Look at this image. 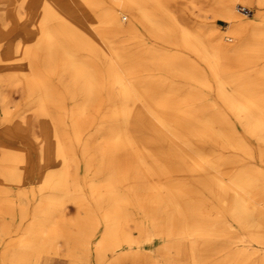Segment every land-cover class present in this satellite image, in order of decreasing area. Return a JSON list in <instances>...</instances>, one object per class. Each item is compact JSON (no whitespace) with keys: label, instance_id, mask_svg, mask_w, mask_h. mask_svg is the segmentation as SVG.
I'll return each instance as SVG.
<instances>
[{"label":"bare ground","instance_id":"obj_1","mask_svg":"<svg viewBox=\"0 0 264 264\" xmlns=\"http://www.w3.org/2000/svg\"><path fill=\"white\" fill-rule=\"evenodd\" d=\"M240 2L255 6L260 22L242 15ZM3 4L0 141L5 136L7 145L0 152V185L23 187L37 175L32 189L39 199L27 225L30 215L21 205L16 228L0 231V264H46V256L58 264H129L128 257L130 264H215V255H224L220 264H264V80L237 69L241 56L264 58V0ZM208 13L227 21V34L212 33ZM14 21L25 37L4 47L16 35ZM141 29L156 46L136 38ZM101 30L113 32L109 46L97 38ZM228 44L236 49L229 52ZM141 69L182 81L141 80ZM52 74L70 82L77 135L100 116L97 153L86 161L103 177L89 195L73 180L78 161L54 112L62 93L54 96L46 83ZM15 93L22 95L19 105ZM30 135L36 148L12 145ZM124 176L137 193L121 188ZM7 188L0 187V213L17 205ZM65 195L80 199L70 219ZM143 245H153L155 255Z\"/></svg>","mask_w":264,"mask_h":264},{"label":"rangeland","instance_id":"obj_2","mask_svg":"<svg viewBox=\"0 0 264 264\" xmlns=\"http://www.w3.org/2000/svg\"><path fill=\"white\" fill-rule=\"evenodd\" d=\"M58 1L66 2V3L67 2H71V3L73 2V0H58ZM105 1L108 3V0H105ZM3 2H4V0H0V8L3 6H6L3 4ZM60 5L62 8L65 7V3L64 4L60 3ZM240 6H244V7L251 10L247 14H245L244 12H242L240 10L242 15L246 16L248 19H251L253 23L260 22V19L258 16V9H256L255 6H250V5L241 3V2L237 4V8L240 9ZM262 9L264 10V7ZM204 16H205V18L207 17L206 19L208 21L211 20V22L215 26L211 30L213 34H217V33L227 34L228 33L229 24L227 23V21L225 19L218 17V16L214 17V15L212 13H208L207 15H204ZM129 19L130 18L128 16V19H124V22L128 23ZM263 23H264V20H263ZM13 25H14V32L16 33V35L7 39L4 42V47L9 46V42L11 39L14 40L17 38H24L25 37L24 33L22 32L20 23L18 21H14ZM15 25H16V27H15ZM99 34L96 36L99 39V41H101L102 46L103 47L109 46V45H107L106 40H107V37L111 38L114 36L113 32L111 30H108V31L101 30L99 32ZM136 38L141 43H143L145 47H153V46L157 45L155 43V41L151 37H149L145 33V31L142 29L137 31ZM227 47H228L229 52H232L236 49V47L234 45H231V44L230 45L228 44ZM160 50H162V52L171 53V52H176L177 49L176 48L171 49V47H164ZM59 53H60L59 49H55L53 52V55L56 57L57 60L59 59ZM185 53H188V52H185ZM240 59H242L241 62H243V63H242V65H240L237 68L238 70L248 72L249 77H257V75H258V77L262 76L261 78L264 80V71H263L264 70V58H256V57L255 58H253V57H245L244 58L243 56H241ZM56 62H58V61H56ZM85 65H86L87 69L91 68L90 65H88V64H85ZM100 69H101V71L102 70L104 71L103 67H100ZM205 70L207 72L206 74H207L208 79L213 80L212 74L209 71V69L205 68ZM149 77H161V78L166 79L167 81H171V80L182 81V80L171 77L166 72L161 71V70H153L152 71V70H148V69H141V73L139 72V74H138V78L141 80H145ZM45 78H46V83L52 89L54 96H58V94L62 93V98H61V100H59L61 107L54 108V112L56 115L59 116V119L61 120V123H62L63 128H64L65 136L67 137V139L70 140V142L73 146L72 147L73 155L78 161V163H75L72 166L73 171H74V174H73L74 179L73 180L75 182H77L76 184L78 185V191H82L83 193L89 195V193H91L92 183L95 181H98L100 178L103 177L102 173H95L94 169L92 167H90V165L87 164V161H86V158H87L86 155L87 154H90V152L93 154L97 153V149H98L97 145H98V142L101 139V135H102V126H101L100 116H93L90 124L88 126H86L85 128H83L80 131V134L77 135L76 134L77 132L75 133V129L73 127L71 116H70V110L73 107L75 100L72 98L70 92H68V90H67L68 85H70L69 84L70 82H69L67 76L62 75V74H58V75L52 74L50 76L49 75L46 76ZM190 85H192V84L190 83ZM14 102L17 105L21 104L22 95H20L19 93H15ZM0 115H1V113H0ZM31 136L32 135L24 136L23 138L18 139L17 141L13 142L12 145H14L16 147H20L22 149H25V147H28L29 143H30V145L32 147L34 146V148H36L37 143L32 142V140L30 139ZM4 138H5V136H4ZM3 139H1V141H0V152H1V150H3V146L5 144L7 145V143ZM86 147H88V148H86ZM32 162L34 163V166H37V163H36L37 157L33 158ZM116 175L120 177V176H122V173L119 171ZM38 177L39 176H37V175L31 177L30 180L23 187H21V186L19 187L15 184H13V185L8 184V186L7 185L4 186L2 184L0 185V187H2V188L8 187L7 188V190H8L7 197L11 201H13L17 204L16 205L17 207L15 206L14 210L12 209L13 212L11 211V212H6V213L5 212L0 213V231L5 229V227H9V226H10L11 230L16 228V226L20 222V215H21V211H22V206L25 207L26 210L28 209V213L30 215V217L27 218V220L25 221L24 225H27L32 220L31 215H32V212L34 209L33 206L36 205V203L39 199L38 193L33 192L34 191L33 189L38 184V182H37V181H39ZM121 188L126 192H132V193L136 192L137 193L139 191L137 188H135L131 185V182L129 181L127 176H124V178L122 180ZM23 190H25V192H27V193H25L22 196V195H20V193ZM31 192L34 193L35 195H33V194L31 195ZM32 196H34V197H32ZM79 200L80 199H75L73 202H70L69 197L67 195L64 196V204H65L66 218L67 219H70L75 215V213H76L75 205H78L80 203ZM18 203H20V204H18ZM88 206L89 207H87L85 210H91V208H92L91 205H88ZM7 213H8V215H7ZM11 213L15 217L12 216ZM95 214L97 216H100L98 212H95ZM3 224L5 226H3ZM99 236H100L99 232H97V234L90 240L91 249L95 248L96 240L98 239ZM148 237L153 238L151 235H149ZM153 241H154V239L149 240V242H153ZM143 246H144L143 249L147 248L149 250V252L152 253V255H155L156 250H155V247L153 245L152 246L143 245ZM123 249H127L126 246ZM46 257L49 258V260L46 262V264H55V262L58 260V258H56L54 256L53 257L52 256H46ZM222 257L224 258V255H221V256L215 255L214 260H213L215 262V264H220L222 262V259H223ZM0 259H2V254H0ZM140 260H141V262L146 263V261L148 260V255H146L144 253L141 254ZM237 260H238V258H237ZM96 261H97V259H91L92 263L96 264L97 263ZM127 261L129 262V264L132 263L131 262L132 259L130 257L127 258ZM228 264H233V262L228 263Z\"/></svg>","mask_w":264,"mask_h":264},{"label":"built area","instance_id":"obj_3","mask_svg":"<svg viewBox=\"0 0 264 264\" xmlns=\"http://www.w3.org/2000/svg\"><path fill=\"white\" fill-rule=\"evenodd\" d=\"M240 10L242 11V12H244L245 14H247V13H249L251 10L250 9H248V8H246V7H244V6H240Z\"/></svg>","mask_w":264,"mask_h":264},{"label":"crops","instance_id":"obj_4","mask_svg":"<svg viewBox=\"0 0 264 264\" xmlns=\"http://www.w3.org/2000/svg\"><path fill=\"white\" fill-rule=\"evenodd\" d=\"M55 264H58V261H56Z\"/></svg>","mask_w":264,"mask_h":264}]
</instances>
